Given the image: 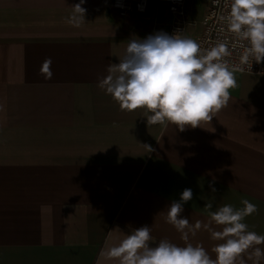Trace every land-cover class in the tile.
<instances>
[{
	"label": "crops",
	"instance_id": "crops-1",
	"mask_svg": "<svg viewBox=\"0 0 264 264\" xmlns=\"http://www.w3.org/2000/svg\"><path fill=\"white\" fill-rule=\"evenodd\" d=\"M111 2L85 0V20L73 26L79 0H0V264H118L107 250L143 225L153 243L182 245L165 216L185 188L193 195L181 216L193 229L246 199L256 211L245 223L264 235V75L232 70L226 105L200 126L147 124L98 78L129 39L168 33L170 16L160 8L155 26ZM189 242L213 259L221 243L203 227Z\"/></svg>",
	"mask_w": 264,
	"mask_h": 264
},
{
	"label": "clouds",
	"instance_id": "clouds-1",
	"mask_svg": "<svg viewBox=\"0 0 264 264\" xmlns=\"http://www.w3.org/2000/svg\"><path fill=\"white\" fill-rule=\"evenodd\" d=\"M84 2L73 5L67 18L70 25L79 26L85 20ZM220 20L233 39V47L241 50L242 63L264 60V0H230ZM179 33L157 31L129 39L118 62L110 64L107 74L98 78V87L121 111L142 110L147 124L171 123L183 131L186 126L195 128L210 121L226 105L236 79L225 60L230 55L226 42L201 50L196 41ZM50 65L51 59L46 58L42 65L46 78L52 76ZM213 183L209 188L215 193ZM192 195V190L185 188L179 199L167 206L165 222L181 234L182 245L168 239L153 243L151 227L143 225L110 247L107 257L118 264H245L243 254H248L253 264H259L264 258V249L259 247L264 244V235L249 230L245 223L256 205L246 199L239 208L223 204L209 211L208 222L201 225L198 221L193 229L188 218L181 216ZM205 207L211 210L212 202ZM201 227L210 239L221 241L213 249L214 259L201 244L189 242L190 233L194 236Z\"/></svg>",
	"mask_w": 264,
	"mask_h": 264
},
{
	"label": "built area",
	"instance_id": "built-area-1",
	"mask_svg": "<svg viewBox=\"0 0 264 264\" xmlns=\"http://www.w3.org/2000/svg\"><path fill=\"white\" fill-rule=\"evenodd\" d=\"M165 2L170 15L168 34L179 33L185 37L186 28L190 24L187 20L188 0H161ZM230 0H207L205 13L201 21V30L195 36L194 41L198 43L201 50L208 49L218 42H226L229 45L230 55L225 57L228 67L237 72L254 75H264V60L260 63L249 60L242 63L241 50L233 47V39L222 27L220 17L226 13ZM111 6L120 15L128 13H139L145 15L149 9L148 0H112ZM142 9V10H141ZM155 26L157 25L154 23Z\"/></svg>",
	"mask_w": 264,
	"mask_h": 264
},
{
	"label": "rangeland",
	"instance_id": "rangeland-1",
	"mask_svg": "<svg viewBox=\"0 0 264 264\" xmlns=\"http://www.w3.org/2000/svg\"><path fill=\"white\" fill-rule=\"evenodd\" d=\"M148 1H149L148 12L142 16L149 19L153 25H155L154 23H156L157 25H162L161 21L158 18L159 17L158 11L160 10V8L166 7L165 2H162L161 0H148ZM206 6H207V0H188L187 20L190 24L186 28L185 37L193 39V36L196 35L200 31L201 21H202ZM111 7L112 9H114L113 6ZM137 15H140V14L138 13ZM164 27L168 28L167 24L164 25Z\"/></svg>",
	"mask_w": 264,
	"mask_h": 264
}]
</instances>
